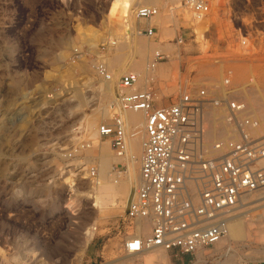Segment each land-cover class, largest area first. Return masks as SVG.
I'll use <instances>...</instances> for the list:
<instances>
[{
	"label": "rangeland",
	"instance_id": "374dc122",
	"mask_svg": "<svg viewBox=\"0 0 264 264\" xmlns=\"http://www.w3.org/2000/svg\"><path fill=\"white\" fill-rule=\"evenodd\" d=\"M114 1L0 0V249L5 254L0 264H180L159 248L124 254L121 243L132 233L124 213L136 185L118 208L105 213L88 197L91 169L97 178V164H87L93 158L87 154L94 148L92 134L111 123L118 80L128 72L141 78L138 89L155 92L159 106L201 87L220 88L227 77L237 90L249 84L243 97L264 135V0H205L209 13L203 19L181 0H136L130 18L134 35L125 22L109 18ZM144 4L157 10L149 21L136 15ZM148 27L155 29L152 38L143 33ZM133 41L144 44V59ZM155 53L163 59L151 69ZM210 121L215 131L208 140L222 134ZM98 137L111 146L109 138ZM111 155L119 159L113 173L128 182L127 153L117 157L112 149ZM242 213L245 232L229 253L224 255L228 244L223 243L204 254L220 264H264V206ZM92 226L95 235L84 248Z\"/></svg>",
	"mask_w": 264,
	"mask_h": 264
},
{
	"label": "built area",
	"instance_id": "2783aa9c",
	"mask_svg": "<svg viewBox=\"0 0 264 264\" xmlns=\"http://www.w3.org/2000/svg\"><path fill=\"white\" fill-rule=\"evenodd\" d=\"M181 3L196 19L209 13L205 0ZM136 15L149 21L157 10L143 7ZM143 33L152 38L155 29L148 27ZM162 59L155 53L149 68ZM98 70L105 75L103 67ZM138 83L134 72L119 78L114 116L99 129L101 137L110 139L115 154L123 157L128 136L122 113L143 116L139 181L124 213L132 233L121 248L125 255L159 248L180 264L184 258L189 264H219L214 255L203 251L226 238L230 224L244 210L264 206V135L258 134L261 121L243 97L249 84L237 90L227 77L220 88L201 87L182 94L174 104L159 106L155 92L138 89ZM211 115L223 133L208 140L205 125ZM89 173L93 177L95 171ZM142 220L151 226L145 238L134 231Z\"/></svg>",
	"mask_w": 264,
	"mask_h": 264
},
{
	"label": "bare ground",
	"instance_id": "6f19581e",
	"mask_svg": "<svg viewBox=\"0 0 264 264\" xmlns=\"http://www.w3.org/2000/svg\"><path fill=\"white\" fill-rule=\"evenodd\" d=\"M145 1L143 3H146ZM151 2L152 1H150L149 3H151ZM135 4H136V0L135 1L115 0L110 7L109 15H108L109 18H112V17L116 18L117 17L118 19L122 20L123 23L125 22L126 28L128 29V27H130L129 30H131V34H133V35L135 33V30H134V27L130 23V18L132 17V12H133L132 8L135 7ZM143 6L145 7L147 5L144 4ZM132 23H134V22H132ZM126 38H128V37H126ZM132 44H133V46L135 45V47L137 45V49H136L137 56L139 54V56H141L140 58L144 59V55H145L144 54V51H145L144 44H142V42H137V41L136 42L133 41ZM113 61H115V60H113ZM119 61L116 60L115 65L119 64ZM141 62H142V60H141ZM141 62L134 63V65L132 67H134L136 69V71L140 70ZM132 70H134V69L132 68ZM163 73L167 74L168 69L163 70ZM108 79H110V78L108 77ZM140 79H139V81H140ZM146 81H148V80L146 79ZM125 112L126 113H125L124 117H125V122H126V130L128 129V133L131 136L129 139V143L127 141V158H128L127 159V162H128V171L127 172L128 173L126 172L127 175H126L125 179L128 182H124V179H122L121 176L119 177L118 175H115L113 173L112 163L116 162L119 159H116L115 157H113L111 155L112 147L108 143H100L97 140L98 135H100L99 134L100 128L98 129V131H95L92 134L94 148L92 147L93 148L92 150L87 151V154H93V158L91 160H88L87 164H90L91 167L94 163L97 164V168H96L97 169L96 170L97 178H92L90 176V184H91L90 185L91 186L90 193H91V195L88 197L92 199V202L94 203L96 211H98L99 213H105L109 210H113V209L118 208V206L122 204L121 199L122 198L126 199L127 196L129 195L130 190H132L134 185L137 186V182L139 181V177L137 179L136 170L138 167H140V160H141V154H142V141L143 140L141 138V129L143 127V119L140 116L141 113L132 112V111H125ZM210 120H212V122L216 126H218L221 129L220 131H222V133H223L222 126L218 122H216L215 119L213 118V116L211 115L207 119V122L205 125L206 137L209 139L215 131L213 128H211V125L209 124ZM210 123H211V121H210ZM217 132H218V130H217ZM219 132L215 135L217 136L219 134ZM258 134L259 135L262 134L261 128L258 129ZM94 168H95V166H94ZM74 208L75 207H74V205H72V203H68L66 206V209L68 211H73ZM246 216H247L246 214L240 215L238 218L234 219L229 226V233H228L227 237L224 238L223 240H221L219 243H217L216 246H220L223 243L228 244V248H227L226 253L224 255L228 254L229 251L231 250L232 241L241 237L244 234ZM261 216L264 217V213ZM134 231L141 238L147 237V235H149L151 232L150 222L147 220L140 221L138 224H136ZM94 235H95V229L93 228V226L91 228L86 229V232L84 234V245H83L84 248H85L86 244L94 237ZM243 238H244V236H243ZM156 249H158V248H156ZM134 255H137V254H134ZM4 256H5L4 251L2 249H0V257L5 259ZM128 256H130V255H128ZM159 258H161L163 261V259H165L166 256H165V254H162V255H160Z\"/></svg>",
	"mask_w": 264,
	"mask_h": 264
},
{
	"label": "snow or ice",
	"instance_id": "6c2138e0",
	"mask_svg": "<svg viewBox=\"0 0 264 264\" xmlns=\"http://www.w3.org/2000/svg\"><path fill=\"white\" fill-rule=\"evenodd\" d=\"M133 247H135V245H133Z\"/></svg>",
	"mask_w": 264,
	"mask_h": 264
},
{
	"label": "crops",
	"instance_id": "0c3cea01",
	"mask_svg": "<svg viewBox=\"0 0 264 264\" xmlns=\"http://www.w3.org/2000/svg\"><path fill=\"white\" fill-rule=\"evenodd\" d=\"M171 254V253H170Z\"/></svg>",
	"mask_w": 264,
	"mask_h": 264
}]
</instances>
